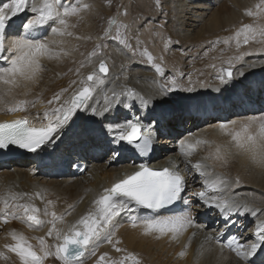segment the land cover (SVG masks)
Instances as JSON below:
<instances>
[{"label": "bare ground", "instance_id": "1", "mask_svg": "<svg viewBox=\"0 0 264 264\" xmlns=\"http://www.w3.org/2000/svg\"><path fill=\"white\" fill-rule=\"evenodd\" d=\"M114 2L119 6L116 9H108L95 0H61V12L64 7L78 6L77 15L65 17L66 28L58 23L51 24V27L61 28L63 35H54L51 27L44 34L42 40L49 42V52L38 56L36 74L28 80L17 77L15 85L0 82V121L26 117L32 124L45 125L54 119L51 108L70 101L73 91L80 87L79 81L86 80L101 59L106 60L109 67L108 75L102 77L104 82L93 85L95 91L88 102L90 107L86 111H77L70 126L66 125L46 145V152L54 153L51 167H38L18 159L0 168V214L13 211V204L29 203L38 209L36 214L44 221L40 226H29V222L9 215L7 222H0V253H3L0 264H21L19 257L5 247L15 244L13 232L23 235L39 253L40 238L49 246L46 234L52 227L49 223L53 219L51 213L63 216L56 220L52 234L57 240L56 230L65 233L81 216L96 211L93 201L104 189L119 182L131 168L123 154V142L115 139V132H108L107 125L133 121L131 113L150 125H157L156 135L160 138L154 144V157L158 159L157 165L169 159L170 166L184 177L183 204L187 202L192 210L183 212L189 213L192 223L175 237L170 232L161 234L156 230L145 234L139 220L135 227L131 223L132 219L144 218L139 216V210H126L113 221L112 243L101 239L94 249L95 255L86 251L82 261L88 256L94 260L103 257L108 264L112 260L107 258L113 256L125 264H247L229 247H235L228 242L234 232L226 237L228 226L223 222L226 219L223 215L228 216V223L235 225L236 219L238 225L244 227L243 231H238L237 243L247 246L258 240L256 225L264 222V167L240 150L232 136L239 133L241 140L247 134L258 136L259 124L264 123L263 112H248L242 107L247 102L260 106L264 93V4L261 0H223L224 3L221 0H166L160 8H155L153 0ZM0 3H10V0H0ZM43 3L44 0H27L28 10L13 21L24 16L31 18L32 6ZM84 5L88 7L84 8ZM160 16H163L161 21ZM111 19L113 23H109ZM116 24L126 26L122 32L126 45L130 43L132 49L134 45L138 46L143 59L135 61V55L125 45L109 38L113 32H118ZM244 25L252 26L255 37L246 45L243 34L236 36ZM15 38L11 33L5 46L8 47ZM237 39L241 41L239 48ZM141 48L147 50L155 64L161 63L163 76H158L144 64L147 58L143 53L147 52ZM242 53L251 54L237 62L234 57ZM15 54L6 51L4 57ZM9 66L4 62L0 68ZM230 67L234 77L222 84L218 79L220 70ZM240 71L243 76L239 75ZM171 79H175L179 87L169 92L165 85ZM74 80L76 84H72ZM188 88L192 90L188 91ZM61 89L68 91L61 95L60 101L49 105L48 101ZM105 107L110 110L103 116L92 115L93 108L102 113ZM212 107L216 117L202 120L194 115ZM10 108L16 110L9 111ZM45 112H49L48 119L44 118ZM249 120L255 122L245 133L242 125ZM230 121L237 123L233 125ZM221 123L225 124L223 130ZM106 141L115 143L117 152L114 155L107 153L110 154L107 158L99 155L95 161L91 160L83 175H52L57 164L62 166L59 163L64 158L74 159L80 155L86 159L101 150L98 145ZM197 163L203 166V175L193 167ZM133 171L136 170L129 173ZM218 177L230 182V187L220 193L222 198L239 204L240 212L245 214H238L235 209L222 213L217 208L201 205L197 194L202 190L208 195L214 194L211 184ZM237 178L239 183H236ZM45 208L48 216L43 214ZM22 212L21 209L19 214ZM147 215L170 216L150 212ZM217 239L222 243H217ZM58 242L62 243V239ZM116 248L122 251L117 252ZM128 254L134 259H125ZM48 259L51 260L50 256L45 257L42 264H50ZM247 259L251 264H264V248L260 258Z\"/></svg>", "mask_w": 264, "mask_h": 264}, {"label": "snow or ice", "instance_id": "2", "mask_svg": "<svg viewBox=\"0 0 264 264\" xmlns=\"http://www.w3.org/2000/svg\"><path fill=\"white\" fill-rule=\"evenodd\" d=\"M261 4H264V0H261ZM61 0H44V3L40 6L35 4L31 8L33 16L26 19L22 23V32L18 31L13 35L16 37L10 41L8 47H5V40L8 36V29L12 26L13 18L17 17L20 13L28 10L27 0H10V3L0 4V54L5 51L9 53H16L9 57H3L5 63H8L9 67L0 68V82L5 85H15L18 83L17 77L25 80L32 79L36 74L39 63L38 56L47 54L49 52V42L37 37H32L30 33L40 28L47 30L51 27L52 23H58L61 26L67 27L65 17L75 14L77 8L72 7L71 10L68 7H64L61 12L60 9ZM88 5H84L87 8ZM259 7V6H258ZM249 16L251 12L247 13ZM113 23V21H109ZM251 25H244L237 33L236 36L240 37L243 34V43L246 45L249 43V39H254L252 35ZM51 32L56 35H63L64 32L59 27H51ZM264 34V30H262ZM71 35V33H68ZM119 45H126L124 39L121 38L119 32L114 37H110ZM228 43L227 40L224 41ZM241 41L236 40V45L239 48ZM251 53H242L234 57L237 62L243 61L245 55ZM148 63L151 65L153 57L148 55ZM83 66V65H81ZM155 71L163 76L162 67L160 64L155 65ZM79 70L77 69V74ZM109 73V67L106 60L101 59L98 64V68L86 77V80H80V87L75 89L71 95L70 101H65L57 107H52L50 114L54 119L42 127L30 126L27 119L17 120L13 122L0 123V149H6L10 146H17L20 149H24L28 152H37L42 150L47 144L51 143L56 136L64 129L66 125L70 126L69 122L73 119L74 114L77 111H86L87 107H90L89 100L93 97L95 88L93 85L97 82L103 83L102 77H106ZM240 76H243L242 71L239 72ZM234 73L232 68H224L220 70L218 79L221 83H227L232 80ZM77 81H72V84H76ZM170 85V86H169ZM178 84L175 79H171L165 85L166 91H176ZM191 91V88L187 89ZM68 89H61L59 93L54 94L53 98L48 101L49 105H53L55 102L60 101L61 95L67 92ZM107 100V97H106ZM21 104L24 102L21 101ZM9 111H15L16 109L10 108ZM23 110V109H21ZM108 107L104 108V112L97 113L96 109H92V115L103 116L108 112ZM39 117V114H38ZM49 112L44 113V118L48 119ZM254 120H249L242 125L243 131L248 133V129L254 123ZM229 123L235 125L236 121H230ZM221 130L225 128V124H220ZM109 133H116L115 139L121 142H126L129 145H133L137 148H142L138 143L143 139L144 146L148 143L147 133L149 128L142 126L139 121L128 120L124 124L107 125ZM232 139L236 141V146L243 152L249 155V158L253 162L258 163L261 167H264V123L259 124V134H247L246 137L241 140L239 133L232 136ZM184 143L183 141L181 142ZM199 143V141H197ZM259 145V152L257 147ZM193 167L200 172L202 165L197 163ZM236 183H239L237 178ZM208 185H205L207 188ZM230 187V182L223 178L218 177L216 182H212L211 189L214 194L208 195L206 191L198 193V197L201 205L208 209L217 208L222 213L232 212L234 209L238 214H245L240 212L241 206L234 201L224 199L220 195L224 190ZM186 185L184 177L174 170L164 168L162 170H153L145 166H141L139 171L134 172L131 175H127L126 178L112 185L111 188L104 189L93 204L96 206L95 212H88L80 217V219L71 226V228L62 233L56 230L55 238L57 240L62 239V243L55 245V256L61 261V264H82V258L85 256L86 251H90V254L95 255L94 249L98 246L101 239L106 240L108 243H112V235H114L113 221L122 212L126 210L136 211L139 209H148L152 212H158L160 209L167 205L173 204L180 200L182 193L185 191ZM21 196L27 194H20ZM13 199L16 196L13 195ZM49 203H51L49 201ZM5 207H8L7 201ZM11 212H5L0 214V222H7L9 215L18 220H25L29 222V226H40L44 223L39 219L38 209L29 203L13 204ZM23 210L22 214L20 210ZM250 211V210H248ZM43 214L49 215L47 208L44 209ZM255 215V213H253ZM53 219L49 221L52 227L49 228L47 235L52 236L55 230V223L57 219H63V216L57 217L53 212L51 213ZM228 217H226L227 221ZM143 224L145 234L156 230L161 234L170 232L175 237L177 234L185 230L191 223L192 219L188 212H182L180 214H174L170 216H148L144 218L132 219L131 223L133 227L136 226L137 221ZM82 226V227H80ZM255 236L258 237L256 242L250 245H244L242 243H236L235 247L229 245L230 249L235 252L237 257L245 259L247 264H251V260L248 257L255 256L258 250L264 248V222L256 225ZM12 239L15 241L14 245H6L8 251L14 253L19 257L21 264H42L45 257L53 255L49 246L45 244L43 238L39 239L40 252L38 253L33 249V245L27 242L23 235H17L13 232ZM213 239V237H208ZM235 241V238H233ZM217 243H222L217 239ZM116 251H122L116 248ZM3 253H0L2 256ZM132 257V254H128V259ZM103 259V257H101ZM119 264H124L121 260Z\"/></svg>", "mask_w": 264, "mask_h": 264}, {"label": "rangeland", "instance_id": "3", "mask_svg": "<svg viewBox=\"0 0 264 264\" xmlns=\"http://www.w3.org/2000/svg\"><path fill=\"white\" fill-rule=\"evenodd\" d=\"M95 1H98V2H100V3H103L108 9H110V8H114V9H116V8H118L119 6H118V4L117 3H115L114 2V0H95ZM104 1V2H103ZM113 1V2H112ZM166 0H153V2L156 4L155 5V8L157 7L158 8V6H159V8L161 7V5L165 2ZM197 1H201V0H197ZM221 2H223V0H221ZM224 3V2H223ZM226 5H228V3L226 4ZM74 7V6H73ZM78 7V6H77ZM76 6H75V8H77ZM116 7V8H115ZM215 7V6H214ZM228 7V6H227ZM70 10H71V8H70ZM77 14L75 13V14H71V15H69V17H72V18H74L75 16H76ZM163 18V16H160V21H161V19ZM113 19H111V21H112ZM151 21H154L153 19H150ZM116 29H118L117 31L118 32H123L124 31V29H126V26L125 25H123V24H116L115 25V30ZM105 30H107V29H105ZM116 31L115 32H113V34H112V37H114L115 35H116ZM122 35H123V37H122V39H124L125 40V42L127 41L126 40V37L124 36V34L122 33ZM103 37L105 36L104 34L102 35ZM110 38V37H109ZM136 41H138V40H136ZM139 44V43H138ZM127 45H131L130 43H128ZM126 49L127 50H130L131 51V53L132 54H134L135 55V61H138V60H140L142 57H141V51H140V49L138 48V46H136L135 47V45L133 46V49H132V47H126ZM141 50H143V51H145V52H147V50L145 49V48H141ZM186 51V53H188L189 51H187V50H185ZM136 52H137V54H136ZM129 53V52H128ZM181 53V52H180ZM130 54V53H129ZM143 55H144V57L145 58H147L148 57V52L147 53H143ZM143 59V58H142ZM144 64L145 65H147L148 67H150L152 70H154L155 71V63L154 62H152V64L150 65L149 63H148V60H144ZM160 65H161V63H160ZM162 67V66H161ZM156 72V71H155ZM156 74L158 75V76H160V74L159 73H157L156 72ZM163 84H161L160 85V87L161 88H163ZM192 210V209H191ZM191 210L190 211H188V212H191ZM195 221V220H194ZM47 235V234H46ZM46 241H47V243H48V245H49V249L52 251V253H53V255H51L50 256V259L51 260H49L48 259V261L47 262H49L50 264H61V261L60 260H58L57 258H56V256H55V245H57V244H59V242H58V240H55V239H53V236H46ZM118 252V251H117ZM107 259H109V260H112V261H110L108 264H118L119 262H118V259H115L113 256L111 257V258H107ZM113 262V263H112ZM134 264H135V262H133ZM82 264H105V259L103 258V259H101V257L99 258V259H97V260H94V259H91V256H88V258H86V259H84V261H82ZM125 264V263H124Z\"/></svg>", "mask_w": 264, "mask_h": 264}]
</instances>
